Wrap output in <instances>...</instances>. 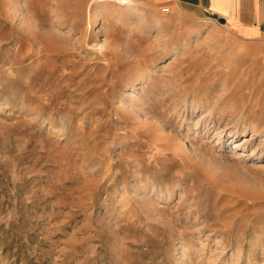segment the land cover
I'll return each mask as SVG.
<instances>
[{
  "label": "rangeland",
  "instance_id": "374dc122",
  "mask_svg": "<svg viewBox=\"0 0 264 264\" xmlns=\"http://www.w3.org/2000/svg\"><path fill=\"white\" fill-rule=\"evenodd\" d=\"M263 137L264 40L175 0H0V264H264Z\"/></svg>",
  "mask_w": 264,
  "mask_h": 264
},
{
  "label": "crops",
  "instance_id": "0c3cea01",
  "mask_svg": "<svg viewBox=\"0 0 264 264\" xmlns=\"http://www.w3.org/2000/svg\"><path fill=\"white\" fill-rule=\"evenodd\" d=\"M176 4L224 20L226 28L238 38L257 42L264 40V0H175Z\"/></svg>",
  "mask_w": 264,
  "mask_h": 264
},
{
  "label": "bare ground",
  "instance_id": "6f19581e",
  "mask_svg": "<svg viewBox=\"0 0 264 264\" xmlns=\"http://www.w3.org/2000/svg\"><path fill=\"white\" fill-rule=\"evenodd\" d=\"M131 2V1H130ZM23 23V22H22ZM95 25V24H94ZM93 25V26H94ZM24 26V25H23ZM27 26V25H26ZM31 24H30V26H28V29L31 31V34L33 35V36H37V35H39V36H41V37H44V35H43V33L42 32H40V31H37V29L35 30V29H33V30H31ZM90 28H93V27H90ZM17 44H18V42H17ZM99 45V44H98ZM103 46V45H102ZM104 47V46H103ZM17 48H20V45L18 46V45H15V49H17ZM30 48H31V46H30ZM96 48V47H95ZM98 48V47H97ZM36 51V49L34 48L33 50L32 49H30V51H28V52H26V56H31V55H33L34 54V52ZM37 52H41V49L40 48H38V50H37ZM219 97H222V96H219ZM224 97V96H223ZM223 101H224V99H223ZM221 103V102H220ZM223 103V102H222ZM176 105V104H175ZM177 106V105H176ZM70 124V123H69ZM68 127L69 126H66L65 127V130L63 129V130H61V132H62V134L64 133L65 134V132L68 130ZM258 129H259V126L257 125V126H253V131L254 132H258ZM60 130V129H59ZM237 134V133H236ZM62 136V135H61ZM65 136V135H64ZM63 137V136H62ZM264 138V137H263ZM166 139L169 141V142H171V143H173V144H175L174 143V137L172 136V135H167L166 136ZM231 153H233V152H231ZM233 154H236V152H234ZM251 155V154H250ZM238 157V156H237ZM197 158V157H196ZM198 158H201V157H198ZM202 159V158H201ZM239 159V158H238ZM197 160V159H196ZM199 160V159H198ZM203 160V159H202ZM204 163V162H203ZM125 197V196H124ZM127 197V196H126ZM131 199H129V200H127V202L128 201H130ZM133 201V200H132ZM126 202V201H125ZM130 204V203H129ZM131 205V204H130ZM133 210V209H132ZM135 210V209H134ZM141 210V209H140ZM253 244V243H252ZM257 244V243H256ZM253 248H257V247H255V244L252 246V250H253ZM250 252V251H249ZM254 255V252L250 255V256H253ZM250 262V261H249ZM250 264H251V262H250Z\"/></svg>",
  "mask_w": 264,
  "mask_h": 264
},
{
  "label": "built area",
  "instance_id": "2783aa9c",
  "mask_svg": "<svg viewBox=\"0 0 264 264\" xmlns=\"http://www.w3.org/2000/svg\"><path fill=\"white\" fill-rule=\"evenodd\" d=\"M170 11V9L169 8H165V9H163V12H169Z\"/></svg>",
  "mask_w": 264,
  "mask_h": 264
},
{
  "label": "water",
  "instance_id": "95a60500",
  "mask_svg": "<svg viewBox=\"0 0 264 264\" xmlns=\"http://www.w3.org/2000/svg\"><path fill=\"white\" fill-rule=\"evenodd\" d=\"M219 22H220V23H224V20L221 19V20H219Z\"/></svg>",
  "mask_w": 264,
  "mask_h": 264
}]
</instances>
